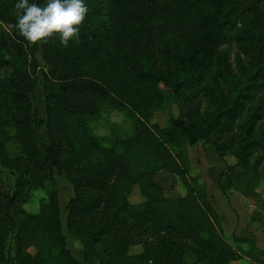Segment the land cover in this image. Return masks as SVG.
Returning <instances> with one entry per match:
<instances>
[{
  "label": "trees",
  "instance_id": "1",
  "mask_svg": "<svg viewBox=\"0 0 264 264\" xmlns=\"http://www.w3.org/2000/svg\"><path fill=\"white\" fill-rule=\"evenodd\" d=\"M15 2L0 0V160L16 173L11 189L0 186V264H82L57 190L37 212L24 207L56 176L73 186L67 231L89 264H264L254 240L237 239L247 244L239 249L226 238L225 217L183 149L204 141L236 158L218 178L223 193L248 195L241 182L264 170V0H85L79 38L67 47L56 35L29 44L15 28ZM230 43L246 58L237 71L222 48ZM39 51L49 67L40 120ZM169 93L185 117L162 127L152 120ZM107 107L136 124L121 151L102 146L90 127ZM160 170L177 175L186 193L167 195L155 180ZM136 186L144 200L134 203Z\"/></svg>",
  "mask_w": 264,
  "mask_h": 264
},
{
  "label": "rangeland",
  "instance_id": "2",
  "mask_svg": "<svg viewBox=\"0 0 264 264\" xmlns=\"http://www.w3.org/2000/svg\"><path fill=\"white\" fill-rule=\"evenodd\" d=\"M222 48L227 51L228 59L236 71L239 68L237 65V58L240 55L241 61L243 59V61L246 62V58L241 54L236 43L223 44ZM37 63L38 66L34 68L33 74L37 77L38 85L33 93V99L37 108V117L40 120L46 117L42 84L44 73H47L49 70V67L42 57L41 51L37 53ZM169 94L170 96L165 99L163 104L155 111L152 120V122H158L162 127L168 126L171 116L185 117V109L181 101L178 98L172 97L171 93ZM90 127L93 133L98 137L102 146H115L118 151L122 149L119 144L120 141L130 138L136 132V124L133 118L129 117L124 110L112 107L105 108L97 119L90 124ZM9 131L10 134L14 133L13 129ZM41 131L44 133L46 132L42 126ZM183 149L190 158L192 173L202 177V180L209 189L215 207L226 217L224 229L227 238L239 249L242 247V242H238L237 238H246L255 241L256 231L264 241V170L260 171L258 177H253L252 174L247 175L244 181L241 182L249 184L247 188H250L251 192H248V195H243L239 190H231L223 193L218 188V178L220 173L236 163V158L232 155H226L225 157L219 156L216 153L215 146L205 143L204 141H199L193 145L185 144ZM7 155H16L14 145L8 146ZM238 170L239 169H237V171ZM15 179V171L5 166L0 160V186L5 189H11L15 183ZM155 180L164 187L165 193L169 196L184 195L186 193L182 180L168 170L158 171L155 175ZM241 183H239V185ZM52 190H57L59 194L61 219L65 234L67 235L69 247L72 253L81 260L82 264H89L88 261L85 260L83 254L82 242L72 237L67 231L66 205L69 199L74 195L73 186L67 178L64 176H56L54 181H47L43 187L36 188L24 207L29 212H37L41 202L47 198ZM129 200L134 203L144 200L137 186L134 187L131 192ZM243 216L246 217L248 221L256 217L257 221L254 224L249 222L248 225L245 226L247 221ZM235 223H237V225H235ZM239 228L242 230L240 231ZM236 233L238 235H236ZM244 244L247 248V244ZM141 249V246H134L131 251L137 252ZM14 255V243L11 239L8 242V256L14 259ZM234 264H247V262L243 259L234 262Z\"/></svg>",
  "mask_w": 264,
  "mask_h": 264
},
{
  "label": "clouds",
  "instance_id": "3",
  "mask_svg": "<svg viewBox=\"0 0 264 264\" xmlns=\"http://www.w3.org/2000/svg\"><path fill=\"white\" fill-rule=\"evenodd\" d=\"M15 28L29 44L45 42L54 35L67 47L79 38V26L88 14L85 0H16Z\"/></svg>",
  "mask_w": 264,
  "mask_h": 264
},
{
  "label": "crops",
  "instance_id": "4",
  "mask_svg": "<svg viewBox=\"0 0 264 264\" xmlns=\"http://www.w3.org/2000/svg\"><path fill=\"white\" fill-rule=\"evenodd\" d=\"M232 196H234V195H232ZM232 196H231V199H232ZM212 198V197H211ZM236 199V198H235ZM224 216V215H223ZM225 217V216H224ZM244 217V216H243ZM225 219H226V217H225ZM225 219H224V221H225ZM244 219L246 220V217H244ZM247 221V223L245 224V226H247L248 225V223L250 222L251 223V220H246ZM241 222V221H240ZM252 224V223H251ZM235 225H237V223H235ZM223 226H224V222H223ZM242 226V225H241ZM244 226V227H245ZM226 227V226H225ZM241 228H243V227H241ZM241 228H239V230L241 231L242 229ZM251 230H254V229H251ZM256 230V229H255ZM224 231H225V229H224ZM225 235H226V233H225ZM236 235H238L237 233H236ZM226 238H227V236H226ZM228 240H229V238H227ZM238 239V238H237ZM239 239H241V238H239ZM243 239H246V238H243ZM230 241V240H229ZM231 242V241H230ZM232 244H234L233 242H231ZM255 244H256V246L257 247H259V248H261V249H264V241L262 240V238L260 237V235H259V233L256 231L255 232ZM241 246L243 247V248H246L245 247V244L244 243H241ZM244 260H245V262H247V264H251V262L249 261V258H247V257H245V258H243ZM243 259H241V260H243Z\"/></svg>",
  "mask_w": 264,
  "mask_h": 264
}]
</instances>
